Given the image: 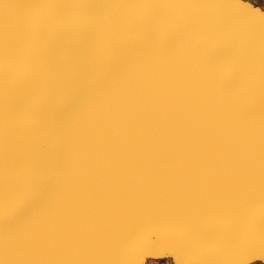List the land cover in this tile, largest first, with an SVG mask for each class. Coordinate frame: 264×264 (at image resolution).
I'll use <instances>...</instances> for the list:
<instances>
[{
    "label": "water",
    "instance_id": "1",
    "mask_svg": "<svg viewBox=\"0 0 264 264\" xmlns=\"http://www.w3.org/2000/svg\"><path fill=\"white\" fill-rule=\"evenodd\" d=\"M79 54L100 76L97 108L123 67L151 64L210 101L219 139L168 166L113 127L111 166L93 172L70 149L65 175L87 186L60 192L44 179L59 98L51 74ZM179 83L160 99H175ZM90 111L80 106V119ZM152 258L264 263V11L247 0H0V264Z\"/></svg>",
    "mask_w": 264,
    "mask_h": 264
},
{
    "label": "snow or ice",
    "instance_id": "2",
    "mask_svg": "<svg viewBox=\"0 0 264 264\" xmlns=\"http://www.w3.org/2000/svg\"><path fill=\"white\" fill-rule=\"evenodd\" d=\"M112 70L109 69V72ZM58 89V100L52 105L50 117L51 143L49 146L48 171L60 192L75 196L81 186H87L86 177L71 172L65 175L66 157L70 149L80 157H87L96 166L93 172L111 166V149L105 141L113 138V127L123 129L121 138L125 143L138 144L152 156L153 164L174 165L183 162L185 156L206 150L212 138L219 139V129L211 112L210 101L203 95L183 85L179 72L153 68L148 64L132 70L123 67L120 79L112 83L103 107L91 103V85L100 76L88 71L85 55H74L70 62L61 64L51 74ZM111 81V77H109ZM175 99L167 103L161 100L163 88L175 84ZM159 94L148 99L145 92L153 87ZM87 90L88 96H85ZM90 105L89 119H80V106ZM117 107V111H113ZM115 121V124H114ZM103 138V139H101ZM86 170H88L86 168ZM44 190V185H41Z\"/></svg>",
    "mask_w": 264,
    "mask_h": 264
},
{
    "label": "rangeland",
    "instance_id": "3",
    "mask_svg": "<svg viewBox=\"0 0 264 264\" xmlns=\"http://www.w3.org/2000/svg\"><path fill=\"white\" fill-rule=\"evenodd\" d=\"M247 1L254 4L256 7H259L262 11H264V0H247ZM152 259L154 260H148L147 262L145 261L146 262L145 264H172L173 263L170 258H166V259L152 258ZM261 263H258V264H261Z\"/></svg>",
    "mask_w": 264,
    "mask_h": 264
},
{
    "label": "bare ground",
    "instance_id": "4",
    "mask_svg": "<svg viewBox=\"0 0 264 264\" xmlns=\"http://www.w3.org/2000/svg\"><path fill=\"white\" fill-rule=\"evenodd\" d=\"M221 2L223 3V0H221Z\"/></svg>",
    "mask_w": 264,
    "mask_h": 264
}]
</instances>
